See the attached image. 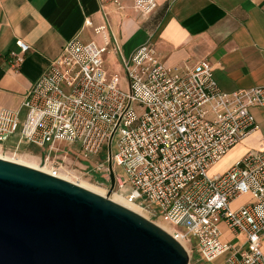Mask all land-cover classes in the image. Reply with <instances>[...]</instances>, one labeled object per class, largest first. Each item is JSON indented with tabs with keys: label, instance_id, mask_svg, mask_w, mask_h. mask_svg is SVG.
Wrapping results in <instances>:
<instances>
[{
	"label": "built area",
	"instance_id": "1",
	"mask_svg": "<svg viewBox=\"0 0 264 264\" xmlns=\"http://www.w3.org/2000/svg\"><path fill=\"white\" fill-rule=\"evenodd\" d=\"M156 7L155 0H133L144 20ZM95 33L104 45L78 36L66 41L20 106L0 110V147L13 139V156L22 144L40 148L48 152L45 165L60 143L74 146L82 160L106 149L97 164L109 179L113 133L120 197L169 228L199 261L264 264V151H248L222 173L208 172L257 127L251 109L264 107V85L223 91L206 59L184 67L160 63L152 36L121 59L122 84L105 66V55L118 48H108L104 25ZM16 45L20 54L29 49L21 40ZM21 61L13 54V65ZM58 168L50 163L46 173L60 177ZM240 195L249 200L233 209ZM224 231L243 240H223Z\"/></svg>",
	"mask_w": 264,
	"mask_h": 264
},
{
	"label": "crops",
	"instance_id": "2",
	"mask_svg": "<svg viewBox=\"0 0 264 264\" xmlns=\"http://www.w3.org/2000/svg\"><path fill=\"white\" fill-rule=\"evenodd\" d=\"M155 1L156 9L144 20L133 0H0V110L20 106L66 41L78 36L104 45L95 33L102 25L108 48H118L110 53L117 66L152 36L160 63L184 67L206 59L223 91L264 85V0ZM17 40L28 45L24 54ZM13 54L22 55L18 66L12 64ZM251 112L257 127L216 163L230 158L218 173L248 151H264V107Z\"/></svg>",
	"mask_w": 264,
	"mask_h": 264
},
{
	"label": "water",
	"instance_id": "3",
	"mask_svg": "<svg viewBox=\"0 0 264 264\" xmlns=\"http://www.w3.org/2000/svg\"><path fill=\"white\" fill-rule=\"evenodd\" d=\"M107 144L111 191L115 172ZM0 264H189L142 215L33 167L0 158Z\"/></svg>",
	"mask_w": 264,
	"mask_h": 264
},
{
	"label": "rangeland",
	"instance_id": "4",
	"mask_svg": "<svg viewBox=\"0 0 264 264\" xmlns=\"http://www.w3.org/2000/svg\"><path fill=\"white\" fill-rule=\"evenodd\" d=\"M107 56H108L107 61L109 63V65H107L108 69H110L111 73L114 72L118 73L120 76V80L123 84L124 75L121 66L119 65L117 66L113 64V58L110 52L108 53ZM2 146L3 147H0V154L2 156L21 159L27 162L28 164L36 165L39 168L47 167V169L49 168L50 163L52 164L53 162H56L59 165L58 175L61 178L64 179L67 176V179H69V181L72 183H75L77 185H79L78 183H85L94 188L102 190L103 191L102 196L107 197L110 200H112V198L115 196H119V191L116 189V185L110 191L109 190L110 179L106 178L104 175H101V173L98 171L97 163H100L104 158V155L106 154V149H104L101 154L96 156V158H92L90 160H82L77 156L76 148L74 146L66 143H60V145H58L57 147V150L50 153V160H49L50 162H47V165H45L42 161V156L48 154V152H46L45 150H42L35 146L22 144L18 148L16 155L13 156L11 154L12 152L11 150L14 149L13 139H10L9 141L3 143ZM229 161L230 158L226 156L218 164L215 163L209 168L208 171L209 174L212 175L220 172V170L223 169L229 163ZM113 169L115 175L123 178V172L118 167H115L113 165ZM247 199H248L247 196L240 195L232 201L231 206L233 208H237L240 205L244 204L247 201ZM141 212L145 214L143 211ZM222 239L224 240L226 239L231 242H241L243 240L242 238H232L231 235L226 231L223 232ZM190 256H189V264H207L204 263L203 261L197 260V256L194 253H191ZM220 261H221V257L215 260L214 262H212L211 264H219Z\"/></svg>",
	"mask_w": 264,
	"mask_h": 264
},
{
	"label": "bare ground",
	"instance_id": "5",
	"mask_svg": "<svg viewBox=\"0 0 264 264\" xmlns=\"http://www.w3.org/2000/svg\"><path fill=\"white\" fill-rule=\"evenodd\" d=\"M0 158H3V159H6V160H10V161H14V162H17V163H20V164H23V165H27V166H29V167H33V168H35V169H38V170H40V171H44V172H46V170H47V167H43V168H39L38 166H36V165H32V164H28L27 162H25L24 160H21V159H17V158H11V157H8V156H2L1 154H0ZM59 173V172H58ZM63 177V176H62ZM64 179H66L67 181H69V179H67V176H66V178H64ZM75 182V181H74ZM81 187H84V188H86V189H88V190H90V191H93V192H95V193H97V194H99V195H103V191L102 190H99V189H97V188H94V187H92V186H90V185H87V184H85V183H78ZM112 200L114 201V202H116V203H118V204H120V205H122V206H124V207H127V208H129L130 210H132V211H134V212H136V213H138V214H140V215H142V216H144L145 217V214H143L136 206H134V205H132V204H129V203H127L122 197H120V196H115V197H113L112 198ZM163 230H165V231H167V232H171V230L169 229V228H167L166 226H164V225H162V224H158Z\"/></svg>",
	"mask_w": 264,
	"mask_h": 264
}]
</instances>
